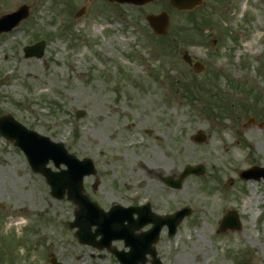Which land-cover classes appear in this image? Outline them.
Here are the masks:
<instances>
[{
  "label": "rangeland",
  "instance_id": "obj_1",
  "mask_svg": "<svg viewBox=\"0 0 264 264\" xmlns=\"http://www.w3.org/2000/svg\"><path fill=\"white\" fill-rule=\"evenodd\" d=\"M23 2L28 17L0 33V114L62 140L78 158L90 157L96 173L83 178V187L104 209L149 201L164 214L190 206L175 233L164 226L155 242L164 264H264V180L238 175L264 165V0H203L191 11L205 20L196 30L188 11L167 0H0V14ZM160 10L169 14L161 37L145 20ZM39 38H45L42 56H25L23 46ZM184 52L204 72L195 73ZM194 74L200 90L188 96L182 86ZM252 88L260 99L251 97ZM226 96L232 106L222 112L216 102L223 105ZM138 100L148 107L137 109ZM249 117L255 123L243 126ZM198 130L201 142L192 138ZM150 137L153 148L146 145ZM184 142L200 154L178 165L175 180L186 165L202 171L170 186L155 169ZM206 151L214 167L204 160ZM48 166L57 169L51 161ZM189 177L197 179L195 194L185 193ZM74 207L52 196L43 175L0 134V264H53L51 254L61 264H120L106 249L78 241L68 225ZM229 209L237 211L241 229L217 232ZM112 244L124 248L122 240Z\"/></svg>",
  "mask_w": 264,
  "mask_h": 264
},
{
  "label": "water",
  "instance_id": "obj_2",
  "mask_svg": "<svg viewBox=\"0 0 264 264\" xmlns=\"http://www.w3.org/2000/svg\"><path fill=\"white\" fill-rule=\"evenodd\" d=\"M120 2H132L134 4H143L150 0H116ZM169 4L177 10H192L202 3V0H168ZM84 8V7H83ZM82 8V10H83ZM29 11L27 5H21L16 11L0 16V32L8 30L14 26L21 18L26 17ZM146 20L153 32L156 34H165L167 32L169 15L162 10L157 14L149 13L146 15ZM44 41H40L34 45L24 47L26 55L40 56L43 53ZM183 58L190 63L196 72H201L204 66L198 61H191L187 53ZM81 111H77V115H81ZM250 118L248 122H252ZM0 133L13 140L15 145H18L26 154V157L34 171L41 172L51 186V194L62 198L66 192L67 197L76 204L74 212L75 218L70 222V226H77L76 236L79 241L90 243L91 245L100 248L107 246L124 264H139L145 261V254L148 252L151 255L152 264H161L155 256L153 242L158 238V233L161 225L167 223L170 227V233L175 229V226L181 218L190 212V209L184 208L172 215L158 216L153 214L146 205V210L140 213L139 221H132L129 224H123V220L128 218L130 208L122 207L121 205H113L107 212L102 211L98 206L88 199L87 194L82 187V177L85 174L94 173V166L90 159H77L74 155L68 153L61 142H52L48 137L39 135L33 130L27 129L20 122L15 120L9 114L0 115ZM203 134L198 132L194 139L201 141ZM49 158H52L55 165L64 162L67 169L60 171H51L46 167ZM200 166H187L180 175V178L188 173H200ZM257 172V173H256ZM241 176L244 178L255 177L259 178L264 175V167L252 166L243 170ZM170 183V178L164 179ZM180 180L176 185H179ZM147 212L149 220L154 223V226L139 234H134L133 231L140 227L145 221V213ZM145 219V220H144ZM92 225H96L94 231L90 230ZM240 227L239 220L235 211H229L220 221L219 231H226L228 228L238 229ZM100 234L99 240L96 236ZM124 238L125 244L130 246L128 251L117 250L110 248V241L113 238ZM54 264H60L54 257L50 259Z\"/></svg>",
  "mask_w": 264,
  "mask_h": 264
},
{
  "label": "bare ground",
  "instance_id": "obj_3",
  "mask_svg": "<svg viewBox=\"0 0 264 264\" xmlns=\"http://www.w3.org/2000/svg\"><path fill=\"white\" fill-rule=\"evenodd\" d=\"M136 105L137 109H146L148 106L143 104V100H138L134 103ZM114 110L119 109L121 110V108L119 106H115L113 107ZM135 125L133 123H131L128 128L129 130H131ZM169 130V128H168ZM126 131H123V133ZM147 146H150L151 148L154 147V143L152 138L150 137L147 142H146ZM168 147V144H165ZM200 151L196 150L190 143L184 142L181 143V145H178V148L176 150L175 156L173 158H170L169 163L165 166L163 165H159L155 170L157 172H159L160 174L163 175H167L173 179H175L179 173V164H183L186 163L190 158L194 157L195 155H199ZM204 154L206 155L204 157V160H209L210 162V166L214 167V163L210 160V152H204ZM197 179L193 178V177H189L186 181V187H185V193L186 194H195L196 190H197V185H196ZM197 197L194 198L195 201H200L199 199V195H196ZM174 198H179L180 195L178 193H174L173 194Z\"/></svg>",
  "mask_w": 264,
  "mask_h": 264
},
{
  "label": "trees",
  "instance_id": "obj_4",
  "mask_svg": "<svg viewBox=\"0 0 264 264\" xmlns=\"http://www.w3.org/2000/svg\"><path fill=\"white\" fill-rule=\"evenodd\" d=\"M194 12H190L189 13V17L191 18L193 24H192V29L196 30L198 28H200L202 26V23L205 21L203 16L202 15H195L193 14ZM172 30H175V33H173L174 35L176 33H180L179 30H176V29H172ZM173 31H171L172 33ZM172 34V35H173ZM173 35V36H174ZM190 83L192 84H185L182 86V89H184V91L186 92V94L189 96V95H193L195 92H198L200 89L198 88V86L196 85V82L195 81H191ZM249 91H251L254 95V98L257 99L258 97H261L260 93L259 92H256V90H254V88L252 89H249ZM223 102H225L223 105L222 104H218L219 102H216L217 103V107L222 109L223 111H229V109L231 108L232 104H231V101L226 97V99H223L222 100ZM208 102V106L210 108H214V105H216L215 101L211 100V101H207ZM241 108L244 110V111H247L249 110V108L246 106V105H241ZM221 110V111H222ZM251 110V109H250ZM222 111V112H223Z\"/></svg>",
  "mask_w": 264,
  "mask_h": 264
}]
</instances>
